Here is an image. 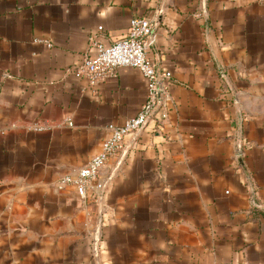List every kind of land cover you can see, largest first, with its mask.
<instances>
[{
  "label": "crops",
  "instance_id": "0c3cea01",
  "mask_svg": "<svg viewBox=\"0 0 264 264\" xmlns=\"http://www.w3.org/2000/svg\"><path fill=\"white\" fill-rule=\"evenodd\" d=\"M134 17L157 21L171 107L84 199L61 178L138 114L147 80L77 68ZM226 262L264 264V0H0V264Z\"/></svg>",
  "mask_w": 264,
  "mask_h": 264
},
{
  "label": "built area",
  "instance_id": "2783aa9c",
  "mask_svg": "<svg viewBox=\"0 0 264 264\" xmlns=\"http://www.w3.org/2000/svg\"><path fill=\"white\" fill-rule=\"evenodd\" d=\"M157 21L152 17H134L130 21L127 33L112 44H105L98 36L91 39L93 52L87 54L77 72L83 74L91 85H97L116 75L119 67L137 68L147 80V98L138 114L122 123L110 126V135L102 143V150L95 154L85 165L73 173L61 178V184L72 186L84 199L91 196L98 201L103 199L111 177H103L102 170L111 157L124 156L128 152L125 139L143 129L146 123L156 115L160 120L168 117L171 107L169 83L172 74L163 71L158 64L148 58L147 52L155 44ZM102 30V27L101 29ZM63 123L73 126L71 119ZM37 129L45 125H36ZM255 205L256 201H254ZM219 264H253L219 263Z\"/></svg>",
  "mask_w": 264,
  "mask_h": 264
},
{
  "label": "water",
  "instance_id": "95a60500",
  "mask_svg": "<svg viewBox=\"0 0 264 264\" xmlns=\"http://www.w3.org/2000/svg\"><path fill=\"white\" fill-rule=\"evenodd\" d=\"M249 185H250L251 193H252V203L254 204V201H255V189H254V186H253V183H252L251 180L249 182Z\"/></svg>",
  "mask_w": 264,
  "mask_h": 264
}]
</instances>
